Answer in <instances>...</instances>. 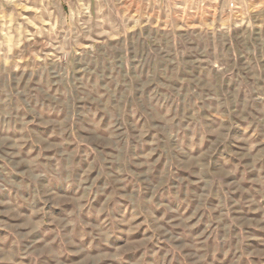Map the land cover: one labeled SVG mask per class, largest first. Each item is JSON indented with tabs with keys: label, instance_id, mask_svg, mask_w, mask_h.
Segmentation results:
<instances>
[{
	"label": "rangeland",
	"instance_id": "obj_1",
	"mask_svg": "<svg viewBox=\"0 0 264 264\" xmlns=\"http://www.w3.org/2000/svg\"><path fill=\"white\" fill-rule=\"evenodd\" d=\"M0 264H264V0H0Z\"/></svg>",
	"mask_w": 264,
	"mask_h": 264
}]
</instances>
